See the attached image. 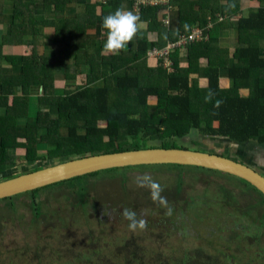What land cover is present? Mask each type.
Wrapping results in <instances>:
<instances>
[{
	"label": "trees",
	"instance_id": "obj_1",
	"mask_svg": "<svg viewBox=\"0 0 264 264\" xmlns=\"http://www.w3.org/2000/svg\"><path fill=\"white\" fill-rule=\"evenodd\" d=\"M180 1L182 0H172V3L178 8L176 20L178 24H183L182 28L173 25L170 20L169 28L166 29L163 25L164 14L159 9L143 10L139 17L140 22L146 23L147 31L138 30L127 48L119 55L110 54L98 60V65H89V81L79 88H71L69 98H49L48 85L51 84L45 82L46 95L39 99L38 116L26 127L18 131L10 130V125L19 117L10 111L7 117L0 118V174L20 165L16 162L18 156L15 154L18 147L27 149L23 163L34 165L35 162H45L49 159L144 150L153 142L160 144L161 149H177L173 139L182 140L191 131L198 132L201 137L227 136L233 141L256 140L264 144V49L258 44L264 35H259L254 40L255 43H251L246 49L236 50L233 64L228 67L221 61L226 51L213 50L210 33L207 42L189 46L184 55H181V52L173 55L174 69L171 73H167L161 66H147V52L153 47V43L151 44L145 36L146 32H158L164 44L168 40H174L179 30L187 33L196 24L204 26L207 23L208 19H199L203 12L197 13L196 18H189L182 10ZM220 1L222 0H197L195 4L209 11L211 8V13L214 16L217 13L222 22L230 16V8L233 5L238 9V2L227 0L226 5L220 6ZM259 1V17L254 20L240 19L237 23L240 34L258 28L264 31V0ZM122 5L120 1L111 0L101 8L110 13ZM103 18L104 16L99 19L101 25ZM104 36L106 40V32ZM202 59L208 64L205 68L200 65ZM183 60L187 62L186 67L179 65ZM40 67L37 68L38 71ZM222 67H227V75L233 82L229 89L221 88ZM194 73L197 77L192 78ZM243 89H249V95H244ZM209 90L214 92L215 96L212 102L206 103L204 98ZM216 99L223 101L219 108L213 106ZM150 100L155 102L150 105ZM44 103L49 106L43 108ZM68 120L71 121L68 130L58 128L60 124L66 125ZM39 123L56 126L50 130V139H45V142L52 145L53 151L44 159L36 157V138L39 134L36 124ZM3 127H7L6 132ZM41 144L38 142L39 148ZM191 169L218 174L204 169ZM74 181L56 186L61 187ZM243 183L261 197L264 205V196L247 183ZM78 186L77 196L86 197L87 187ZM211 187L214 199H217L219 194H225L231 197L230 203L240 204V199L237 200L233 193L224 189L216 191V188H219L216 184ZM178 193L181 194L182 190H178ZM68 194L67 199L75 200L73 192ZM90 215L93 214L88 213L87 217ZM247 219L250 228L255 231L260 227L264 228V212L261 220H252L249 214ZM112 224L117 225L114 222ZM254 258L255 256L253 260ZM237 264L244 263L239 259Z\"/></svg>",
	"mask_w": 264,
	"mask_h": 264
},
{
	"label": "rangeland",
	"instance_id": "obj_2",
	"mask_svg": "<svg viewBox=\"0 0 264 264\" xmlns=\"http://www.w3.org/2000/svg\"><path fill=\"white\" fill-rule=\"evenodd\" d=\"M205 35L208 37V34ZM259 35L261 34H257L256 38ZM154 40H156L155 34ZM67 44L69 43L66 40V46ZM65 53L71 54L77 53V51L71 50L67 46ZM230 53L234 56V51H230ZM46 57L47 54L45 53L38 59L39 65L42 67L38 71L39 82L37 84L44 86L45 82H50L48 97L51 99L61 98L64 93L55 88V81L49 74L54 63L49 59L46 60ZM53 57L58 58L55 54ZM207 65L205 63L203 68ZM225 75H227L226 71ZM225 82L230 83V85L221 87L222 89H229L233 85L229 78ZM32 84L35 85L36 83L33 82ZM242 92L247 94L245 89ZM66 98H69L68 94L63 97V99ZM26 100L27 98H18L23 106L29 104V102L24 103ZM154 102V100H150L149 104ZM43 105L49 106L45 103ZM39 111L40 109L36 116H38ZM70 125L71 121L68 120L66 125L60 124L58 128L68 130ZM37 127L39 134L36 138V157L44 159L49 157L50 152L53 151L52 145L45 142V139H50V130L56 126L39 123L36 124ZM26 141L27 139L23 142L26 143ZM38 142L42 143L40 148ZM184 143H175L176 148L182 149L185 147ZM200 152L210 153L212 151L205 149ZM220 153L223 154V152ZM15 154L18 156L16 162L21 164L25 162L27 149L18 147ZM22 165L30 166L31 164ZM145 173L151 175L152 179L164 189L162 195L167 198L168 205L177 209L176 216L172 217L175 224L171 223L172 225L166 231H158L155 228L156 225L150 222L151 218L155 216L154 213L164 212V210L156 211L152 208L154 203L150 198L149 190L137 186L136 178ZM91 176L74 179V182L61 187H48L44 190L35 191V193L32 192V194L29 193L31 195L23 194L14 197V199L0 201V262L2 264H26V262L38 264L39 260L47 256L45 264H63L57 257L50 254L54 248L61 246L63 257L71 264H82V262L87 264L88 259L92 260L93 264H237L239 259L244 264H264V259L261 258L264 257V228L260 227L255 231L252 227L250 228L249 221L242 220L241 223L232 225L231 228L226 223V228L229 231L227 236L223 235L222 228H217L215 234L212 227L217 222L218 213L216 211L210 212L202 203L210 200L211 185L216 184L220 190L225 189L233 193L237 200L240 199L239 206L231 205V207L237 206L235 213L237 216L244 217L249 214L252 220H261L264 212L261 197L248 189L240 180L219 173L210 174V172L188 167L175 168L172 166L115 169L102 171ZM78 185L87 187L90 198L96 200L98 205L96 212L91 214L95 216L100 212L101 216L98 218L100 224H93L94 216L90 217L88 221L81 219L74 223V232L71 226L60 224L49 228L51 225L49 220L45 227L46 233L58 231V239L47 237L45 245L51 247L49 252H32L36 250V246H39L35 239H29V237L37 235L31 231V227L36 224L32 222L34 220V213L30 206L33 200L32 196L38 195L39 202L44 207L51 205L52 208H56L60 203L71 202V199H67L68 193L76 190ZM178 190H182V193L179 194ZM136 199H139V204L135 209L139 210L138 215H140L141 210L146 212L144 218L147 220V227L144 230L132 231L128 228V221L122 219L121 212L110 209L121 205L128 207L129 200ZM140 203L143 205L142 208H138ZM72 204L76 206L75 203ZM119 209L123 210V207ZM50 211L54 212V210ZM73 212L79 215L78 212ZM108 213L113 214L112 222L117 223V225L112 224ZM230 223H233L232 220ZM12 234L17 236V241H14L15 244L10 239ZM74 240H77L79 252L70 250L71 241ZM241 243L245 247L240 246ZM16 246L19 249H15ZM254 256L255 260H253ZM187 258L191 259L187 260Z\"/></svg>",
	"mask_w": 264,
	"mask_h": 264
},
{
	"label": "crops",
	"instance_id": "obj_3",
	"mask_svg": "<svg viewBox=\"0 0 264 264\" xmlns=\"http://www.w3.org/2000/svg\"><path fill=\"white\" fill-rule=\"evenodd\" d=\"M189 1L187 3L185 0L180 1L182 10L189 18H196L197 13L203 12L199 19L208 21L204 26L200 24L196 26L207 28L210 23L212 27L207 33H210L213 50L226 51L221 61L227 67L233 64L230 51L246 49L251 43H255L257 34L264 35L261 28L240 34L237 26L240 19L254 20L259 17L261 8L259 0H235V3L238 2V9L233 5L230 8V16L222 22L217 13L215 16L211 13V8L209 11L196 5L197 0ZM226 4L227 0L220 1V6ZM122 8L133 11L126 3ZM177 10L178 8L174 6L170 20L173 25L182 28L183 24H178L176 20ZM111 13L114 12L109 13L107 9L101 8L96 0H0V118L7 117L9 111L19 116L10 125V130L18 131L27 126L40 109L38 98L46 95L45 87L37 84L39 82L37 68L40 67L38 56L41 58L46 53V58L54 63L49 74L55 81V88L64 93L61 98L67 94L69 96L71 88H79L89 81L87 77L89 65L96 66L98 60L110 56L102 54L106 30L99 19ZM145 24L138 23L140 32L147 31ZM145 36L150 42L154 40V32H146ZM66 40L69 43L67 46L71 50L75 49L77 53H65ZM258 44L264 49V36L260 38ZM185 52L183 51L181 55ZM54 54L57 59L53 57ZM205 63L206 60L202 59L200 65L205 66ZM179 65L186 67L187 62L183 60ZM227 67L220 70L221 87L230 85L225 82L229 78L225 75ZM196 76L197 74H192V78ZM33 82L36 84L33 85ZM245 91L247 94H243L249 95V89ZM19 97L27 98L24 103L30 101L29 104L23 106L18 101ZM6 128L3 127L4 132Z\"/></svg>",
	"mask_w": 264,
	"mask_h": 264
},
{
	"label": "water",
	"instance_id": "obj_4",
	"mask_svg": "<svg viewBox=\"0 0 264 264\" xmlns=\"http://www.w3.org/2000/svg\"><path fill=\"white\" fill-rule=\"evenodd\" d=\"M173 141L185 142V147L166 150L158 143H149L144 150L20 165L0 174V201L102 171L142 166H180L218 172L247 183L264 196V144L256 140L233 141L227 136L201 137L196 131H191L182 140L174 138ZM193 141L212 152L198 151ZM230 148L238 153L227 154Z\"/></svg>",
	"mask_w": 264,
	"mask_h": 264
},
{
	"label": "flooded vegetation",
	"instance_id": "obj_5",
	"mask_svg": "<svg viewBox=\"0 0 264 264\" xmlns=\"http://www.w3.org/2000/svg\"><path fill=\"white\" fill-rule=\"evenodd\" d=\"M193 142H194L193 144L199 149V151H201V150L203 151L205 149L209 150L208 148L200 146L196 141H193ZM232 152H237V151L230 148V150L226 153L230 155ZM23 164H25V163H23ZM20 165H22V164H20ZM14 168H11V169H14ZM252 168L256 170L255 167H252ZM58 185H60V184H58ZM244 188H245V186H244ZM219 190H220L219 188H216V191H219ZM245 190L247 191L246 188H245ZM33 193H35V192H33ZM31 194L27 193V195H31ZM73 194L76 197L75 200H71V202H67L66 204L60 203L57 205L56 208H52L51 205H47L46 207H44L43 204L39 202L38 195L32 196L33 200L30 203V206L32 207V211L34 213V220L32 222H35L36 224H34L31 227L32 228L31 231H33V234H37V235L31 236V237H29V239H35V241H37L36 243L39 245V246H36V250L32 251V252H34V253H39V252L47 253L51 249V247H48L47 245H45V240L47 239V237L50 236V237L54 238L55 240L58 239V236H59L58 231H54L50 234L46 233L47 231H46L45 227H46V224L48 223L49 220L51 223L49 228L56 227L58 224H60V225H64V226H71L73 228V231L75 232V227H74L75 222H77L78 220H81V219L82 220H88L90 217L94 216V215H90V217H87V214L92 213V212H94V213L96 212L95 210L97 209V206H98L96 203V200H93V198H90V195L88 192L86 193V197L77 196L76 190H73ZM11 199H14V198H11ZM230 199H231V197L226 196L225 194L224 195L219 194V197L217 199H214L213 192L210 189V204H208L209 202H202L207 208L210 209V212L216 211L218 213L217 222H216L215 226L212 227V230L215 232V234L217 233V231H216L217 228H222L223 235L227 236L229 231H228V228H226V223L228 224V227L231 228L232 225H236L237 223H241L242 220H244V221L248 220L247 214L244 217L237 216L235 214L236 210H237V206L233 205L231 207L232 203H230ZM3 201H7V200H3ZM87 202H88V204H86ZM72 203H75L76 206H74ZM128 204H129L128 207H125L126 205H121V206L112 207L110 210H115V212L116 211L122 212V210H120L119 208L123 207V209L127 208V209L133 210L135 212H139L138 209H135L136 206L139 204V199L129 200ZM239 205L240 204L238 203V206ZM142 207H143V205H141V203H140L138 208H142ZM169 207L172 209V215L166 216L165 215V212H166L165 208L161 207L157 203H154V205H152V208H154L156 211L164 210V212L154 213L155 216H153L150 220L151 223L156 225L155 228L158 231H161V232L166 231L169 229V227L172 224L173 225L175 224L172 220V217L176 216V210L177 209L172 207V206H169ZM15 208H18V207H15ZM230 208H231V210H230ZM49 209L54 210V212H51ZM11 210H12V208H11ZM11 210H8V211L11 212ZM73 211L78 212L79 215L74 213ZM107 215L110 216V221L112 222L111 217L113 214L108 213ZM100 216H101L100 212H98V214H96L94 216L93 224H97V225L100 224V221L98 219ZM231 220L233 223H230ZM40 227H41V229H40ZM10 239H11V242L13 244H15L14 241H17L16 234H12L10 236ZM240 246L245 247V245L243 243H241ZM15 249H19V248L16 246ZM70 250L72 252H79V249L77 246V240L71 241ZM50 254H52L51 256L57 257L62 263L71 264V262H68L63 257V250L61 249V246L54 248L52 250V252H50ZM43 260L45 262L47 260V256H45L43 259L39 260L38 264L39 263L44 264ZM90 261H92V260H90ZM90 261L88 263L93 264V262H90ZM0 264H2V262H0ZM26 264H29V262H26ZM82 264H85V263L82 262Z\"/></svg>",
	"mask_w": 264,
	"mask_h": 264
},
{
	"label": "clouds",
	"instance_id": "obj_6",
	"mask_svg": "<svg viewBox=\"0 0 264 264\" xmlns=\"http://www.w3.org/2000/svg\"><path fill=\"white\" fill-rule=\"evenodd\" d=\"M172 6H173V3H172ZM173 8H174V6H173ZM139 22H140V17L137 14H135L133 11H126L122 7L117 8L114 11V13H111V14L105 16L103 18L102 27L106 30V40L102 46V54L118 55L122 50H125L127 48V46L129 45V43L136 36V34L138 32V23ZM163 25H164V23H163ZM185 27H187V26H185ZM180 31L181 30H179L177 32V34ZM150 32H154V34L156 36V40H152L151 42L150 41L149 42L151 44L153 43V46H157V47H163L166 45V43L168 41H174L177 37V35H176L174 40H168L163 44L162 43L163 39L158 32H156V31H150ZM189 32H187V33H189ZM183 33H185V32H183ZM191 45H193V44H190L189 46H191ZM189 46L180 48V49L176 50L175 52H173L171 54V59L175 53H177V52L182 53L183 51H186ZM148 52H147V65L149 67H152V68L157 67V66H161L166 71V69L159 62L148 58ZM148 62H149V64H148ZM167 73H171V72H167ZM214 96H215V93L212 92L211 90H209L205 95V98H204L205 102L206 103L212 102ZM222 103H223L222 100L216 99L213 106L215 108H219ZM136 183H137L138 187L147 188L149 190L151 200L154 203H157L161 207L166 209V212H165L166 216L172 215V209L170 207H168L167 198L162 195V192L164 191V189L161 187V185L158 182H156L155 180L152 179L151 175L145 173L141 176H138L136 178ZM207 198H209V197H207ZM208 202H209L208 204H210V200ZM145 216H146V212L144 210H141L140 215H138L137 212L130 210V209H127V208L123 209L121 212L122 219L128 221V228L132 231H135L137 229H140V230L146 229L147 220L144 218Z\"/></svg>",
	"mask_w": 264,
	"mask_h": 264
},
{
	"label": "built area",
	"instance_id": "obj_7",
	"mask_svg": "<svg viewBox=\"0 0 264 264\" xmlns=\"http://www.w3.org/2000/svg\"><path fill=\"white\" fill-rule=\"evenodd\" d=\"M101 6L108 5L111 0H96ZM120 3L129 4L133 11L139 16L143 10L148 8H155L159 9L164 12L163 23L164 27L167 29L170 25V13L173 10L172 0H117ZM222 20V19H221ZM212 26L210 23L208 24L207 28H202L195 26L191 29L189 33L179 32L177 37L174 41H168L165 46L157 47L153 46L148 52V58L153 59L159 62L167 72H172L174 69V64L171 59V54L176 50L189 46L190 44L205 42L209 39L205 34L207 30L210 29Z\"/></svg>",
	"mask_w": 264,
	"mask_h": 264
}]
</instances>
